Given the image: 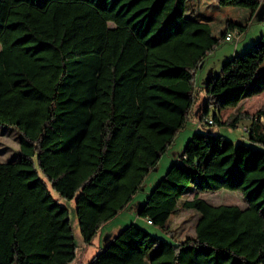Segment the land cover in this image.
Returning <instances> with one entry per match:
<instances>
[{"label": "trees", "instance_id": "obj_1", "mask_svg": "<svg viewBox=\"0 0 264 264\" xmlns=\"http://www.w3.org/2000/svg\"><path fill=\"white\" fill-rule=\"evenodd\" d=\"M188 1L0 0V127L20 136L18 159L0 163V264H70L68 210L51 191L75 200L89 246L184 128L201 63L243 31L227 21L214 38L186 14ZM215 2L258 9L264 0ZM262 93L264 35L207 81L199 122H249L247 141L195 132L139 208L167 232L173 215L199 214L194 236L170 243L131 224L87 264H264V106L239 110ZM227 109L235 113L222 122ZM219 191L239 193L245 207L200 197Z\"/></svg>", "mask_w": 264, "mask_h": 264}, {"label": "rangeland", "instance_id": "obj_2", "mask_svg": "<svg viewBox=\"0 0 264 264\" xmlns=\"http://www.w3.org/2000/svg\"><path fill=\"white\" fill-rule=\"evenodd\" d=\"M194 13L199 17L209 18L214 38L220 37L228 20H236L246 26L241 33L237 44L222 41L219 46L203 60L198 68L194 79L195 104L188 116L185 126L180 130L170 147L160 157L157 165L148 173L138 192L132 198L128 206L121 211L113 220L102 226L98 234L93 238L89 246H85L79 234L75 200H65L51 191L52 196L68 210V217L74 244L76 247L75 259L70 264H87L91 258L109 244L124 228L134 224L144 228L148 233L170 243L184 241L194 236V226L199 214L193 211H181L170 218L169 231H163L158 227L147 225L146 221L138 217L139 208L144 204L146 197L156 184L165 175L169 167L181 155L188 140L195 132H205L209 129L213 134H220L233 142L247 141V134L236 129L223 126L206 127L200 126L202 111L206 102L205 85L207 81L219 74L221 67L233 56L247 52L264 35V2L258 9L222 8L214 0H189L186 5V14ZM264 106V93L259 96L245 99L240 104L242 112L254 115ZM214 110L210 109L207 118H211ZM235 113L234 109H227L220 113V120L225 121ZM203 120V119H202ZM249 122H242L238 127H248ZM19 134L12 127H0V163L16 161L19 157ZM35 161V158L33 159ZM200 197L213 206L234 205L244 208L243 198L239 193L219 191L215 193H203ZM192 193L183 199H191Z\"/></svg>", "mask_w": 264, "mask_h": 264}, {"label": "built area", "instance_id": "obj_3", "mask_svg": "<svg viewBox=\"0 0 264 264\" xmlns=\"http://www.w3.org/2000/svg\"><path fill=\"white\" fill-rule=\"evenodd\" d=\"M214 1H218V0H214ZM240 35L241 33L238 31V30H233V31H230L228 32L225 37H224V41L227 42V43H234V44H237L239 42V38H240ZM262 121V119H261ZM205 122L208 124V125H211L212 124V119L209 118V119H206ZM237 129L243 133H247V128L246 127H237ZM146 223L148 225H151V222L150 221H146Z\"/></svg>", "mask_w": 264, "mask_h": 264}, {"label": "crops", "instance_id": "obj_4", "mask_svg": "<svg viewBox=\"0 0 264 264\" xmlns=\"http://www.w3.org/2000/svg\"><path fill=\"white\" fill-rule=\"evenodd\" d=\"M200 21H203V22H205V23H207L208 25H209V27L211 28V25H210V20H209V18H203V17H199L198 15H195ZM228 21H230V22H232L233 24H236V25H239V26H241L242 28H243V31L246 29V26H244V25H242V24H240L239 22H237L236 20H228ZM242 31V32H243ZM211 32H212V28H211ZM213 36V35H212ZM223 122V121H222ZM199 218V217H198ZM147 224V223H146Z\"/></svg>", "mask_w": 264, "mask_h": 264}]
</instances>
